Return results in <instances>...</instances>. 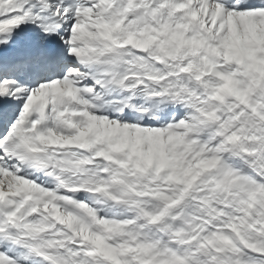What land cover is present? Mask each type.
<instances>
[{
	"label": "snow or ice",
	"instance_id": "1",
	"mask_svg": "<svg viewBox=\"0 0 264 264\" xmlns=\"http://www.w3.org/2000/svg\"><path fill=\"white\" fill-rule=\"evenodd\" d=\"M0 264H264V0H0Z\"/></svg>",
	"mask_w": 264,
	"mask_h": 264
}]
</instances>
